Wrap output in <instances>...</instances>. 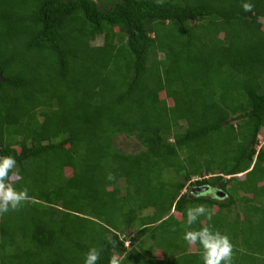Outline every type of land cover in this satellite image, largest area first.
Masks as SVG:
<instances>
[{
	"label": "trees",
	"instance_id": "1",
	"mask_svg": "<svg viewBox=\"0 0 264 264\" xmlns=\"http://www.w3.org/2000/svg\"><path fill=\"white\" fill-rule=\"evenodd\" d=\"M0 77V156L32 197L0 216V264L92 247L99 264H201L181 239L197 205L212 220L193 229L264 264V0H0Z\"/></svg>",
	"mask_w": 264,
	"mask_h": 264
},
{
	"label": "clouds",
	"instance_id": "2",
	"mask_svg": "<svg viewBox=\"0 0 264 264\" xmlns=\"http://www.w3.org/2000/svg\"><path fill=\"white\" fill-rule=\"evenodd\" d=\"M158 5L163 4V0H156ZM242 9L251 12L254 5L248 2L242 3ZM16 168V160L11 156H0V216L7 214L9 211H18L20 207L32 199L28 194V189L17 190L14 181L17 179V173L13 170ZM109 180L115 177L109 174ZM201 187L194 192L201 196H210L212 191ZM220 191H215L214 194ZM216 196V195H215ZM223 197V196H222ZM204 217L206 221L212 220V212L205 205H197L186 209V224L189 230H186L181 239L189 248L199 246V255L201 264H233L234 246L229 237L211 226H204L199 229H193L191 226L201 221ZM175 231V228H173ZM113 248L116 246L115 241H110ZM101 259V250L92 247L84 254V264H99ZM108 264H122V258L113 254Z\"/></svg>",
	"mask_w": 264,
	"mask_h": 264
},
{
	"label": "rangeland",
	"instance_id": "3",
	"mask_svg": "<svg viewBox=\"0 0 264 264\" xmlns=\"http://www.w3.org/2000/svg\"><path fill=\"white\" fill-rule=\"evenodd\" d=\"M100 43H101V38L98 37L96 39V41L94 42V44L98 45ZM114 143H115V146L119 150L123 151L124 153L137 152V151H140V149H142L141 146L139 147L136 138L129 139V138L125 137L124 135L117 136L116 139L114 140ZM263 144H264V132L261 133L260 139H259V145H263ZM183 152H185V151H183ZM65 174H66V172H65ZM224 200H226V199H224ZM213 210L216 211V208H213ZM178 219H179V215H178ZM193 250H194V248H188V251H190V252H192ZM157 254L158 253H156V256H157Z\"/></svg>",
	"mask_w": 264,
	"mask_h": 264
},
{
	"label": "water",
	"instance_id": "4",
	"mask_svg": "<svg viewBox=\"0 0 264 264\" xmlns=\"http://www.w3.org/2000/svg\"><path fill=\"white\" fill-rule=\"evenodd\" d=\"M1 80H3V79L0 77V81ZM206 189H208V187L203 188L202 191H205ZM215 195H216V197H222L223 196V194L219 193V192H217Z\"/></svg>",
	"mask_w": 264,
	"mask_h": 264
},
{
	"label": "crops",
	"instance_id": "5",
	"mask_svg": "<svg viewBox=\"0 0 264 264\" xmlns=\"http://www.w3.org/2000/svg\"><path fill=\"white\" fill-rule=\"evenodd\" d=\"M260 146H262V145H260ZM156 250H157V249H156L155 247H153V249H152L151 251H152V253L156 254V253H157ZM155 252H156V253H155Z\"/></svg>",
	"mask_w": 264,
	"mask_h": 264
}]
</instances>
